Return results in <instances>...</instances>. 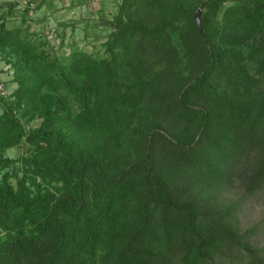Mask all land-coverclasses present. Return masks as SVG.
<instances>
[{
  "label": "trees",
  "instance_id": "trees-1",
  "mask_svg": "<svg viewBox=\"0 0 264 264\" xmlns=\"http://www.w3.org/2000/svg\"><path fill=\"white\" fill-rule=\"evenodd\" d=\"M10 8L0 264H264L221 198L234 175L264 191V0H121L103 55L53 52Z\"/></svg>",
  "mask_w": 264,
  "mask_h": 264
},
{
  "label": "rangeland",
  "instance_id": "rangeland-1",
  "mask_svg": "<svg viewBox=\"0 0 264 264\" xmlns=\"http://www.w3.org/2000/svg\"><path fill=\"white\" fill-rule=\"evenodd\" d=\"M31 1L33 8L29 10L27 20L23 18L25 8ZM0 0L3 6L0 7V13L3 10L13 8L14 13L5 16L9 26H23L29 24L30 31H36L35 40L39 36L47 39L48 47L58 54H67L73 46H81L88 49L94 48L100 55L106 54V48L103 45L107 39L112 26L105 20L112 19L118 12L121 0ZM99 3H98V2ZM40 7H36L38 3ZM84 2V3H83ZM100 8V10H99ZM201 8L202 13L207 9L204 4L199 5L196 11ZM195 11V13H196ZM104 20V21H103ZM65 60V59H63ZM14 68L6 60H0V92L7 94L11 92L17 83L13 79ZM40 122L39 119L33 120V126ZM27 124V126H31ZM26 143L19 146L8 148L5 155L10 157H19L26 151ZM243 169L242 167H239ZM16 182V178H11ZM245 181L238 175H234L231 183L226 185L221 191V198L230 204L234 201H241L236 208L233 222L241 232H247L244 238L253 242V244L264 247V191L257 190L253 194L247 192ZM4 230L0 231L3 236ZM250 236V237H249ZM221 264H240L245 256L234 258L235 254L243 255L240 251H226ZM243 252V251H242ZM264 253V251H263ZM245 255V254H244ZM220 260L221 254L217 257Z\"/></svg>",
  "mask_w": 264,
  "mask_h": 264
},
{
  "label": "water",
  "instance_id": "water-1",
  "mask_svg": "<svg viewBox=\"0 0 264 264\" xmlns=\"http://www.w3.org/2000/svg\"><path fill=\"white\" fill-rule=\"evenodd\" d=\"M195 18L197 24L201 27V8H199L195 13Z\"/></svg>",
  "mask_w": 264,
  "mask_h": 264
},
{
  "label": "crops",
  "instance_id": "crops-1",
  "mask_svg": "<svg viewBox=\"0 0 264 264\" xmlns=\"http://www.w3.org/2000/svg\"><path fill=\"white\" fill-rule=\"evenodd\" d=\"M82 1H84V2L86 1L85 3H87V0H82ZM98 1H99V0H98ZM98 1H97V2H98ZM103 1H104V0H103ZM84 2H83V3H84ZM94 2H96V0H95ZM98 3H99V2H98ZM100 3H101V0H100ZM99 10H100V8H99Z\"/></svg>",
  "mask_w": 264,
  "mask_h": 264
}]
</instances>
